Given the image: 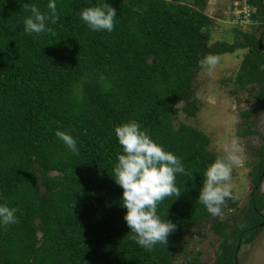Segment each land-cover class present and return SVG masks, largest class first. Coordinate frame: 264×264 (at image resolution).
<instances>
[{
	"label": "trees",
	"instance_id": "obj_1",
	"mask_svg": "<svg viewBox=\"0 0 264 264\" xmlns=\"http://www.w3.org/2000/svg\"><path fill=\"white\" fill-rule=\"evenodd\" d=\"M206 1L105 0L117 11L107 32L80 19L84 8L104 0H55L53 31L29 35L23 4L47 13L49 0H0V204L15 208L19 221L0 225V264H174L184 251L183 264H201L200 252L183 243L185 230L197 226L220 237L210 264H235L239 245L254 240L264 221V133L248 172L247 204L229 223L198 201L204 171L217 157L207 148L208 135L173 123L179 110L195 113L188 98L198 61L236 49L245 51L234 88L256 92L253 105L239 113L244 127L238 135L256 133L248 118L264 113V50L257 36L233 23L232 41L209 42ZM236 1L237 18L256 21L263 42L260 0ZM131 120L189 173L176 175L181 195L158 205L160 218L176 229L151 251L131 239L122 189L112 178L123 154L114 130ZM56 131L71 135L77 152Z\"/></svg>",
	"mask_w": 264,
	"mask_h": 264
},
{
	"label": "clouds",
	"instance_id": "obj_2",
	"mask_svg": "<svg viewBox=\"0 0 264 264\" xmlns=\"http://www.w3.org/2000/svg\"><path fill=\"white\" fill-rule=\"evenodd\" d=\"M23 8L30 13L23 21L24 31L29 35L51 33L53 30L48 23L56 24L59 20L55 0H49L47 13L35 4L25 3ZM245 10L248 12L249 8ZM116 15V9L104 0L100 5L84 8L80 12V19L93 31L111 32ZM219 62L220 58L211 53L198 61L208 76L214 74ZM114 132L123 153L117 154L112 176L122 189L120 203L126 209L123 219L130 229L131 239L141 248L151 251L157 244L166 245L168 236L176 229L174 223L160 218L158 205L166 198L176 199L181 195L176 186V175L189 173L180 158L154 142L147 130H142L135 120L115 127ZM55 135L70 151L77 152L76 141L71 135L63 131H56ZM244 159L239 138L231 135L222 144L221 154L205 169L198 201L210 215L222 217V208L227 201L235 199L233 170L242 168ZM16 211L7 204H0V225L18 223ZM244 227L240 225L241 229Z\"/></svg>",
	"mask_w": 264,
	"mask_h": 264
},
{
	"label": "rangeland",
	"instance_id": "obj_3",
	"mask_svg": "<svg viewBox=\"0 0 264 264\" xmlns=\"http://www.w3.org/2000/svg\"><path fill=\"white\" fill-rule=\"evenodd\" d=\"M232 2L233 6H231ZM237 3L239 1L236 0L206 1L203 12L213 20L209 42L216 40L232 41L233 34L230 30L233 23L240 25L242 31H252L257 38L261 36L258 33L261 27L257 22L251 24L246 19L237 18V9L233 8ZM261 6L263 7L261 22L264 24V0H262ZM261 46L264 48V38ZM244 51L243 49H236L233 52L216 54L220 58V62L212 76H208L199 65L195 67L191 82V93L188 98L197 106L195 113L186 116L182 110H179L173 119L175 125L184 122L206 133L209 137L207 148L217 156L221 154L222 144L231 135L239 138L245 158L244 166L233 170L235 199L227 201L230 207L222 208L223 215L221 218L229 219V223L230 218L239 214L247 204L248 195L252 189L248 172L251 165L258 161L256 148L262 144L261 134L264 133V113H254L248 118L252 121L251 128L257 131L256 133L245 136H240L237 133L238 127H244L243 118L239 113L253 105L256 93L247 89L236 90L233 85L234 75ZM182 105V101L176 104L178 108ZM259 191L264 200V178L260 182ZM262 212L264 213V209ZM261 225V230L253 241L245 245H239L236 251L235 264H264V221ZM219 241L220 237L211 232L206 226L187 229L183 235L186 250L200 252L199 262L201 264L213 262L217 254ZM185 256H187L186 251L178 256L174 264H183Z\"/></svg>",
	"mask_w": 264,
	"mask_h": 264
},
{
	"label": "water",
	"instance_id": "obj_4",
	"mask_svg": "<svg viewBox=\"0 0 264 264\" xmlns=\"http://www.w3.org/2000/svg\"><path fill=\"white\" fill-rule=\"evenodd\" d=\"M257 43H258L259 49L264 50V48L261 46V42H260V39L259 38L257 39Z\"/></svg>",
	"mask_w": 264,
	"mask_h": 264
},
{
	"label": "built area",
	"instance_id": "obj_5",
	"mask_svg": "<svg viewBox=\"0 0 264 264\" xmlns=\"http://www.w3.org/2000/svg\"><path fill=\"white\" fill-rule=\"evenodd\" d=\"M246 14H247V11H246Z\"/></svg>",
	"mask_w": 264,
	"mask_h": 264
}]
</instances>
